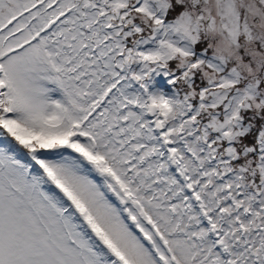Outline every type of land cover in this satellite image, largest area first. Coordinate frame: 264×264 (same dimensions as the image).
<instances>
[{
  "label": "snow or ice",
  "instance_id": "obj_1",
  "mask_svg": "<svg viewBox=\"0 0 264 264\" xmlns=\"http://www.w3.org/2000/svg\"><path fill=\"white\" fill-rule=\"evenodd\" d=\"M0 264H264V0H0Z\"/></svg>",
  "mask_w": 264,
  "mask_h": 264
}]
</instances>
